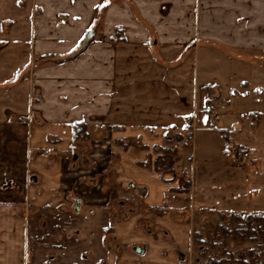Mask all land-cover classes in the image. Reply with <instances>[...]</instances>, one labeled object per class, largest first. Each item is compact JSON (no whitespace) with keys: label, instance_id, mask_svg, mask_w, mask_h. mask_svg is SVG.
Listing matches in <instances>:
<instances>
[{"label":"crops","instance_id":"1","mask_svg":"<svg viewBox=\"0 0 264 264\" xmlns=\"http://www.w3.org/2000/svg\"><path fill=\"white\" fill-rule=\"evenodd\" d=\"M106 1L87 3L100 6ZM114 1L107 3L102 20L110 27L102 31L98 47L92 48L95 61L89 55L84 62V54L76 65L73 63L79 76L65 82L59 97L62 108L55 106L54 87L40 110L27 84H8L10 69L17 72L26 63L24 42L12 44L0 38V166L9 172L10 179L8 185L0 187V264H24L28 207L40 206L39 182L33 173L48 177L60 173L63 181L69 180L67 193L78 196L75 212L97 206V195L92 191L98 186L88 187L84 181L88 164L94 167L98 163V151L89 155V161L84 148L92 144L98 149L105 143L95 142L104 126L110 130L112 144H107L117 159L111 165L122 171L117 183L125 197L117 199L119 208L131 214L119 220L110 216L107 225L123 244L148 242L152 250L147 254H156L161 246L136 229L133 215L141 212L134 207V198L148 210L164 207V216L149 218L169 229L182 246L186 241L178 232L187 234L189 226L182 228L171 215L183 217L198 210L264 214V96L256 94H264V0H123L127 11L118 1L112 4ZM116 29L122 32V42L114 40ZM33 33L29 31L28 37ZM1 36L7 38L5 33ZM13 45L20 56H10ZM152 54H158L160 60ZM215 57L216 61L238 59L247 67L234 82L242 86L241 91L236 93L238 88L230 84L231 77L224 69L208 67ZM168 59L175 60L174 66L166 65ZM202 85L210 87V93L200 96L198 87ZM200 98L206 109H199ZM27 119L32 121L24 127V142L19 140L21 153L10 159L6 135L13 127L24 125L17 122ZM39 119L42 127L36 124ZM78 121L90 129V142H71L70 125ZM187 127L193 129L191 143L179 164L185 166L183 173L191 179L188 194L170 193L169 189L176 187L164 182L168 178L160 179L153 168H137L136 162L144 161L148 152L134 154L131 146L122 148L120 144L137 138L144 146L160 145L166 129ZM52 136L68 140L65 149L77 152L72 160H63L65 168L59 173L55 169L59 164L51 162V157L31 158L33 150L28 152V147L34 151L44 148ZM62 144L52 145L51 150L59 151ZM197 146L200 150L216 147V161L197 160ZM238 150L249 153V161L236 156ZM47 186L48 202L56 204L57 185ZM101 203L98 199V214Z\"/></svg>","mask_w":264,"mask_h":264},{"label":"rangeland","instance_id":"2","mask_svg":"<svg viewBox=\"0 0 264 264\" xmlns=\"http://www.w3.org/2000/svg\"><path fill=\"white\" fill-rule=\"evenodd\" d=\"M117 1L123 10H128L123 0H115L112 4ZM87 2L88 0H0V34L5 33L7 37L5 39L1 36L0 38L12 44L24 42L22 55L23 61H26L21 70L17 72H14L13 69H10L11 71L8 70L12 75L8 77L7 82L10 85L16 82L27 84L34 96L36 95L40 110L43 104L46 103L45 100L51 92V87L55 88L53 92L56 99L54 102L55 106L63 107V100L59 97L63 93L65 82L68 84L69 80H75V77L79 76V69L74 64L76 65L78 59L84 54H86L84 62L89 55H93L91 60L92 62L95 61V54L92 52L94 51L92 48L94 45L98 47V40L102 38V31L110 27V25L106 27L105 22H102V20L105 18L107 3H110L111 0H107L100 6ZM29 31L34 32L32 38L28 37ZM35 32H38V35H35ZM87 33H91V37L88 40H86ZM15 47L13 45L10 56L18 57L20 53ZM88 49H90L89 54L86 53ZM152 56L160 60L158 54H152ZM179 59H176V61H179ZM216 60L217 57L208 64V67L212 68V70L217 68L224 69V71L228 72V76L231 77L230 84L238 88L236 93L241 91L242 86L237 85L238 83L234 84V82L244 70H247V67L238 59ZM19 61L17 60V62ZM172 61L175 60L168 59L166 65L168 67L174 66L175 62ZM69 63H72V65L67 66ZM207 88L204 85L199 86V95L210 93V87L208 88L209 91L206 90ZM256 94L264 96L262 91ZM203 104L205 105V102L200 98L199 109L207 108ZM31 121V119L21 120V122L17 123L23 122L25 126L13 127V130L7 133L5 141L11 147L7 151L10 159L19 157L21 153V145L19 143L25 137L23 134L25 132L24 127ZM80 122L84 123V121H78L72 124ZM36 124L38 127L44 125L41 123V119ZM217 124L215 123L216 126H219ZM192 131L191 127L180 131L166 129V132H164L166 134H161L163 139H160V145L150 144L149 146H144L140 139L137 138L122 140L120 144L122 148L131 146L134 154L139 152L149 153L148 156H145L144 161L136 162L137 168H153L154 170V160L162 157L158 167L161 170L163 169V171L158 173L159 178L162 180L164 177L168 178L169 180L164 182L172 183V186L177 189H184L185 183L188 182L190 184L191 179L187 177L186 172L184 175L187 179L184 177L182 173L184 172L183 169L186 170V168H184L183 164L180 165L179 162L187 155L184 154V149L191 143L190 135ZM91 135L88 128L89 137L83 143L90 142ZM97 136L99 135L97 134ZM96 137L94 135L92 140H95ZM98 138L100 139L95 142H105L101 143L97 147L98 149H95L96 147L92 144L84 148L85 159L87 157L89 161L92 160L89 155L94 150L98 151L96 159L98 163L94 167L90 163L88 164L87 177L84 181L88 187L98 186L99 189L97 188V191H92L97 195V206L94 204L95 208L92 205L86 206L80 213L74 210L75 199L78 196L76 194L71 195L70 192L67 195L68 197L64 196V192H68L66 188H68L70 181L67 179L63 181L62 175L58 172H63L62 170L65 168L63 160H72L76 150L74 148L65 149V142L68 140H62L57 136L48 138L46 145H50V148L45 146L34 151V147H28V152L33 150L31 158L40 157L43 159L51 157V162H57L59 165L55 169L59 176L54 174L48 177L47 175L42 176V174L33 173L37 182H39L40 206L39 208L35 206L28 207V236L24 264H203L214 256H217L218 259L230 261V257L235 259L240 253L249 249L258 254L260 261L264 260V240L259 239L257 243L227 241L226 245L222 246L223 241L220 239L216 241L218 248L211 246L210 241L216 227H229L231 213L198 210L192 214L189 213L187 216L183 215V217L171 215L170 219L177 221L182 228H184L185 224L189 226L187 234L182 231L178 232V235L186 241L185 245L182 246L176 243L178 239H175L169 229L159 226L152 221V218H149L150 216H164L163 210L165 208L148 210L138 198L133 199L134 207L141 212L138 215H133L137 219L136 229L140 234L150 237L155 242H161V246L158 248L160 250L156 254L154 252L147 254L146 252L152 250V245L141 240L123 244L115 236L114 229L107 225V220L110 216L114 220H119L131 215L130 213L126 214L125 210H121L119 208L121 203L117 201L120 195L125 197L124 191H121L119 183H117V181L122 179V171L121 169H116L115 165L114 167L111 165L113 160L117 163V159L107 144V142H112V139H110L111 133L107 126H104L103 132ZM61 143L64 144L58 147L59 151L51 150L53 149L52 145ZM123 144L127 145L123 146ZM101 145H105V147L101 148ZM163 148L168 149L169 152L166 154L162 153ZM215 148L210 147L200 150L199 146H197V160L203 158L206 162L216 161ZM240 153V150L236 151V156L239 157ZM0 158L2 159V155H0ZM171 162H173L172 166L168 169L167 166ZM166 168L167 171L165 170ZM4 169L5 167L0 166V180L2 179L0 187L8 185L10 180L8 177L9 172ZM25 175L27 177L30 176L28 171L25 172ZM47 185H52L53 188H56L59 198L56 204L49 203ZM188 192L185 194H188ZM170 193L176 194V192ZM98 199L103 201V203L99 204L100 214H98ZM179 204L183 205V203ZM241 216L245 217L244 214ZM186 221L188 223H185ZM100 224H102V228H99ZM137 248H143L144 251L142 250L141 253L137 252ZM228 264L234 263L229 262Z\"/></svg>","mask_w":264,"mask_h":264},{"label":"trees","instance_id":"3","mask_svg":"<svg viewBox=\"0 0 264 264\" xmlns=\"http://www.w3.org/2000/svg\"><path fill=\"white\" fill-rule=\"evenodd\" d=\"M114 38L118 42H122V32L120 29L114 31ZM88 128L85 123H74L71 126V142H86L88 139ZM181 140V139H180ZM168 149L163 148L164 154L168 153ZM162 161V157H158L154 160V170L156 173H161L163 169H159V164ZM171 162L167 168L170 169L172 166ZM167 168L165 169L167 171ZM190 184L185 183L184 189H169L170 192H176L185 194L189 191ZM160 214V213H159ZM242 214H232L230 216L229 227L217 226L213 232L210 244L213 248H218L217 240H222V246L226 245L227 241L234 243H257L260 240H264V214H247L245 217ZM264 257V253H263ZM248 260V261H247ZM233 262L234 264H264V260L260 261L258 254L252 249L246 252L240 253L237 258L233 259L230 257V261L226 259H218L214 256L208 259L203 264H228Z\"/></svg>","mask_w":264,"mask_h":264},{"label":"built area","instance_id":"4","mask_svg":"<svg viewBox=\"0 0 264 264\" xmlns=\"http://www.w3.org/2000/svg\"><path fill=\"white\" fill-rule=\"evenodd\" d=\"M239 156H240L241 159L248 160L249 161V157H250L249 153H247V152H241L239 154ZM182 174L184 175V173H182ZM184 177L187 179V177L185 175H184ZM67 195H68V193L67 192H64V196H67Z\"/></svg>","mask_w":264,"mask_h":264},{"label":"water","instance_id":"5","mask_svg":"<svg viewBox=\"0 0 264 264\" xmlns=\"http://www.w3.org/2000/svg\"><path fill=\"white\" fill-rule=\"evenodd\" d=\"M90 37H91V33H87V35H86V40H88ZM136 251H137V252H140V253L142 252V250L139 249V248H137Z\"/></svg>","mask_w":264,"mask_h":264}]
</instances>
